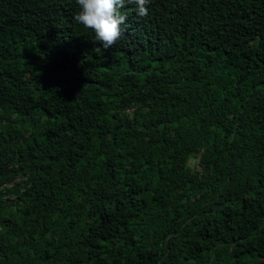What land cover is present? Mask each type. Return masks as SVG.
<instances>
[{
	"label": "trees",
	"instance_id": "1",
	"mask_svg": "<svg viewBox=\"0 0 264 264\" xmlns=\"http://www.w3.org/2000/svg\"><path fill=\"white\" fill-rule=\"evenodd\" d=\"M77 11L0 0V264H264V0Z\"/></svg>",
	"mask_w": 264,
	"mask_h": 264
},
{
	"label": "clouds",
	"instance_id": "2",
	"mask_svg": "<svg viewBox=\"0 0 264 264\" xmlns=\"http://www.w3.org/2000/svg\"><path fill=\"white\" fill-rule=\"evenodd\" d=\"M152 0H75L78 11L73 21L94 33L99 49L108 50L121 37L122 25L127 14L122 11L127 5H135L139 17L148 15V5Z\"/></svg>",
	"mask_w": 264,
	"mask_h": 264
},
{
	"label": "rangeland",
	"instance_id": "3",
	"mask_svg": "<svg viewBox=\"0 0 264 264\" xmlns=\"http://www.w3.org/2000/svg\"><path fill=\"white\" fill-rule=\"evenodd\" d=\"M196 161L195 160H191L188 162V165L192 164V163H195Z\"/></svg>",
	"mask_w": 264,
	"mask_h": 264
}]
</instances>
